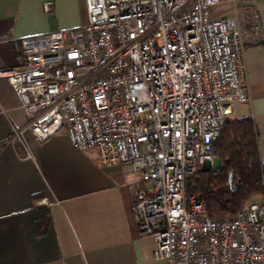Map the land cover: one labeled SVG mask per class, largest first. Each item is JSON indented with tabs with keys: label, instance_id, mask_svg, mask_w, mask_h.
Wrapping results in <instances>:
<instances>
[{
	"label": "built area",
	"instance_id": "2783aa9c",
	"mask_svg": "<svg viewBox=\"0 0 264 264\" xmlns=\"http://www.w3.org/2000/svg\"><path fill=\"white\" fill-rule=\"evenodd\" d=\"M258 0H84L86 23L4 38L19 66L0 69L44 141L64 131L77 151L135 172L132 214L155 244L150 264H264V201L212 219L187 178L213 162V143L246 102L242 46L262 42ZM43 11H52L50 4Z\"/></svg>",
	"mask_w": 264,
	"mask_h": 264
},
{
	"label": "crops",
	"instance_id": "0c3cea01",
	"mask_svg": "<svg viewBox=\"0 0 264 264\" xmlns=\"http://www.w3.org/2000/svg\"><path fill=\"white\" fill-rule=\"evenodd\" d=\"M52 11L45 13L43 5ZM223 8L221 9V7ZM256 8L262 42L242 46L246 102L234 118L252 117L264 161V0L220 5L235 17ZM86 23L84 0H0V69L21 64L4 38L19 39ZM26 117L10 84L0 79V264H150L155 244L140 236L132 214L138 175L103 165L95 152L74 150L64 131L44 141L23 134L28 156L9 141Z\"/></svg>",
	"mask_w": 264,
	"mask_h": 264
},
{
	"label": "trees",
	"instance_id": "16d2710c",
	"mask_svg": "<svg viewBox=\"0 0 264 264\" xmlns=\"http://www.w3.org/2000/svg\"><path fill=\"white\" fill-rule=\"evenodd\" d=\"M258 139L252 117L228 121L213 143L217 167L199 170L187 178L186 194L206 205L208 217L235 215L254 198L264 201V161Z\"/></svg>",
	"mask_w": 264,
	"mask_h": 264
},
{
	"label": "rangeland",
	"instance_id": "374dc122",
	"mask_svg": "<svg viewBox=\"0 0 264 264\" xmlns=\"http://www.w3.org/2000/svg\"><path fill=\"white\" fill-rule=\"evenodd\" d=\"M223 8V6L221 7V9ZM218 165V162L216 159H213V163L211 165V168H216ZM250 201H263L262 199L260 198H254V199H251Z\"/></svg>",
	"mask_w": 264,
	"mask_h": 264
},
{
	"label": "water",
	"instance_id": "95a60500",
	"mask_svg": "<svg viewBox=\"0 0 264 264\" xmlns=\"http://www.w3.org/2000/svg\"><path fill=\"white\" fill-rule=\"evenodd\" d=\"M211 166L206 165L204 169L209 170Z\"/></svg>",
	"mask_w": 264,
	"mask_h": 264
}]
</instances>
